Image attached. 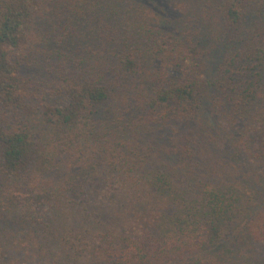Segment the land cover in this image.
<instances>
[{"label": "trees", "instance_id": "16d2710c", "mask_svg": "<svg viewBox=\"0 0 264 264\" xmlns=\"http://www.w3.org/2000/svg\"><path fill=\"white\" fill-rule=\"evenodd\" d=\"M151 2L157 6L159 15L165 18L167 13L162 11V0ZM40 4L41 0H0V175L5 183L7 179L11 181V177L20 178L21 181L29 180L28 185L22 183L24 186H20L16 183L11 188L5 184L1 189V224L8 219L6 226L10 221V224H22V229H29L33 223L39 222L37 212L41 204L48 202V207L54 209L53 220L48 223L47 229L37 224L39 230L46 231L42 233L44 237L36 243L39 248H43V241L46 243L52 235L66 236L73 244L80 241L84 253L91 254L100 242L108 246L115 238H122V233L117 231L118 224H127L132 232L133 227L128 224L132 220L140 224L142 233L146 227L153 229V233L147 232L149 234L143 236L144 241L142 237L141 242L161 243L160 241L172 238L174 241L166 244L167 246L195 253L209 249L220 241L221 224L232 217V212L237 211L241 200V207L248 216L256 217L259 214V207L264 205V180L250 179L243 185L246 193L240 195L241 191L236 187L237 179L233 175L228 178V172L219 169L221 161L216 158L219 156L222 161L232 165L231 160L238 157L251 175L253 168H249L248 164L264 165V31L257 29L259 43L255 49L247 50L245 38L240 39L241 33L244 31V36L245 28L250 24L259 19L263 22L264 0H206L199 4L201 15L205 13L204 20L206 17L211 24H215L217 32H213L215 35L210 32L209 23L204 22L203 30L197 32L198 41L195 45L202 40L206 42L210 35L215 42L211 47L202 48V65L197 62L200 55L197 48L200 46L196 45L195 50V47H192L188 53L182 52L179 58L185 61L193 74L186 79V83L172 81L165 87L154 90L150 95L148 107L150 119L159 115V119L166 120L168 107L175 104L176 110H180L182 116V121L178 124L190 128L194 121H200L202 131L192 133L189 129L188 134H185L187 141L183 153L177 159L172 155L174 146L162 147L171 158L157 160V143L143 144L141 140H137L127 149L128 142L119 143L125 140L124 137L112 141L111 147L105 143L108 150L101 151L104 156H100L98 151H92L88 161L82 165L85 170L107 167L108 176H114L115 180L126 183L121 193L116 187L108 188L105 195L108 201L100 203L92 199L97 197L96 193L94 197L86 196L85 190L79 200L77 196L80 194L75 191L83 187L81 184L73 183L70 187L61 185L50 190L41 181V175H47L48 171L57 165L58 156L61 154V150L55 145L57 137L42 142L26 131L27 122L23 128L18 126L12 129L11 125L2 128L4 120L12 122L36 116L39 112L47 124L73 127L89 106L96 110L107 105L111 97L110 91L98 82L93 84L69 78L63 81L59 91L64 98L62 103L51 106L33 104L36 103V86L31 78L22 74V67L23 64H34L36 60L34 57L30 58V50L39 46L33 43V31ZM103 7L102 4L99 5L101 12L104 11ZM117 10L122 12L120 7ZM128 11L129 8L125 11V17L128 16ZM116 28L119 36L114 33L115 36L108 42L110 47L105 45V48L112 52L122 47L125 52L123 56L118 55L117 67L135 75V64L129 57L132 46L129 44L127 32L123 26ZM67 36H59L58 40L62 46L67 42ZM46 42L49 43V40ZM238 44L240 45L237 49ZM236 49L237 51H234ZM57 53L51 52L49 56H61ZM223 54L227 59L216 68L215 56L221 57ZM201 71L203 73L199 75ZM194 72L198 73L197 77L193 76ZM247 75L251 77H246ZM168 77L170 80L174 75L168 72ZM220 94L223 96L220 97ZM222 109L228 118L226 126L215 122V115L220 114ZM166 125L172 126L171 122ZM136 135L142 137L143 132L136 130ZM80 152L74 154L79 156ZM205 153L211 157L212 168L206 167L209 162L205 159H202L205 163L194 162L197 156H206ZM180 163L186 167L179 169ZM152 164H157L154 167L157 168L156 171L165 164H171L169 169L173 175L155 174L147 178L143 174L148 170V165ZM179 176L186 177L187 180L184 179L182 186L186 189L179 191V195L174 197L169 192L173 181L168 177L174 180ZM67 193H73V198ZM166 193L171 199L163 203L161 199ZM195 193L201 197V201L193 196ZM188 196L192 197L186 203ZM251 201H254V206H251ZM67 209L77 212L76 223L59 222ZM92 225L99 231L94 233ZM201 225L207 233L196 232V228ZM191 227L195 228L192 234ZM121 231L124 232L125 227L122 226ZM178 233H185V240L177 239ZM0 236L5 239L7 234L1 232ZM135 237L136 235L129 236V244L125 245L134 264L146 261V257L139 260L135 256ZM258 239L264 241V233L258 235ZM6 245L8 244L2 246ZM257 263L260 264L259 261ZM194 264L217 262L208 258ZM232 264L249 263L233 260Z\"/></svg>", "mask_w": 264, "mask_h": 264}, {"label": "rangeland", "instance_id": "374dc122", "mask_svg": "<svg viewBox=\"0 0 264 264\" xmlns=\"http://www.w3.org/2000/svg\"><path fill=\"white\" fill-rule=\"evenodd\" d=\"M151 1L41 0L33 31V43L39 44V46L30 50V58L34 57L36 60L34 64H23L22 67V74L31 78L36 86L34 89L36 103L33 104L41 103L51 106L62 103L64 98L62 93L59 94V91L63 81L69 78L85 80L93 84L98 82L111 93L107 105L96 110L89 106L87 112L73 127L47 124L42 119L41 112L33 117L29 116L12 122L4 120L2 123V128L11 125L14 129L18 126L23 128L27 122L28 129L26 131L42 142L57 137L55 145L61 150L57 165L51 168L47 175L40 177L48 189L51 190L61 185L70 187L73 183L81 184V186L83 185L81 190L75 191L76 194H80L77 196L79 200L82 199V191L85 190L86 196L94 197L96 193L97 197L92 199L99 203L104 200L108 201V198L105 197L108 188L116 187V190L121 193L122 190L124 191L126 183L122 180H115L114 176H108L107 167L85 170L82 165L88 161L92 151H98L100 156H104L101 151L107 149L105 143L111 147L112 141H117L118 137H124L125 140H121L119 143L128 142L127 149L137 140H141L143 144L157 143L159 152L157 160L171 158L162 147L174 146L172 155L177 159L183 153V147L187 141L185 134H188L189 129L192 133L202 131L200 121H194L190 128L184 124L179 125L182 116L180 110H176L175 104L168 107L169 113L166 120L159 119V115L150 119L148 101L154 90L165 87L168 82L172 81L186 83V79L193 74L185 61L180 60L179 56H182V52L188 53L187 51L192 47H195L193 49L195 50L198 45L200 46L197 48L200 50V55L197 57V62L200 65L204 63L202 58L204 49L202 48L211 47L215 41L210 35L206 40L207 43L199 40L200 43L195 45L198 41L197 32L203 30L204 22L205 24L209 23L208 30L212 33L217 32L216 25L211 24L206 17L204 20L205 13L201 15L199 4L206 0H162V11L167 13L164 15L165 18L159 15L157 6L151 4ZM101 4L104 6L102 12L99 8ZM117 5L122 12L117 10ZM127 8H129L128 16L125 17ZM120 26L124 27L129 44L132 46L129 57L135 64L134 70L137 72L135 75H130L117 67L118 55L123 56L125 52L122 47L116 48V51L112 52H108L105 48V45L109 46L108 42L112 36H115L114 33L119 36L116 27ZM245 29V34L243 36V31L240 39L245 38L247 50L255 49L259 43L257 29L264 31V20L260 22L259 19ZM62 35H68L67 42L63 43L64 46L58 40ZM48 40L49 43L46 42ZM56 51L61 56H49L51 52ZM211 58L212 55H210V61ZM226 59L224 54L221 57L215 56L216 68ZM168 72L174 75L173 79L169 80ZM202 73L203 71L199 75ZM194 74L193 76H196L198 73L194 72ZM246 77L251 76L247 75ZM222 96L223 94H220V97ZM223 111L222 109L220 114L215 115V122L226 126L228 118L223 114ZM169 122H171V127L166 125ZM136 130L142 131L143 136H137ZM78 151H81L80 155L76 156L74 153H78ZM106 156L108 157V154ZM218 157L217 161H221L219 169L228 172V178L233 175L237 179L236 187H239L240 195L246 193L243 185L250 179L262 178L260 180H264V165L248 164L249 168H253V175H251L248 170H245L240 158L232 159V165H228L227 161H222ZM196 159L194 162H204L202 159H205L209 162L206 167L212 168L210 155H199ZM156 165H148V170L143 175L147 178L155 174L173 175L169 169L172 167L171 164V166L165 164L157 171V168H154ZM184 167L186 165L180 163L179 169ZM11 178V181L7 179L5 183L3 176L0 175V197L1 189L5 187V184L11 188L16 183L20 186H24L22 183L29 184L28 179L21 181L20 178ZM168 178L173 181L170 184L169 192L174 197L179 195V191L182 192L183 189H186L182 187L184 179L187 180L186 177L179 176L174 180L171 177ZM257 185L258 183H256ZM96 190L97 192H95ZM72 194H69L70 198H73ZM193 196L201 201V197L197 193ZM191 197H187L186 203ZM169 198L170 195L166 193L161 202L166 203V201H170L171 198ZM242 204L241 200L237 211L232 212V217L221 224V239L209 249L195 253L184 252L166 245L174 241L172 238L168 241L166 239L160 241L162 244L152 241L141 242L143 236L153 233V229L150 226L146 227L142 233L143 229L140 224L130 220L128 224L131 225V228L133 227L132 232L127 224H118L117 231L122 233V238H115L114 242L108 246L100 242L94 252L89 254L84 253V247L80 241L73 244L71 239H66V236L52 235L46 243L43 241V248L37 246V241L44 237L42 233L46 232L39 230L37 224L47 229L48 223L53 220L54 209L48 207V202H44L37 212L39 222L33 223L29 229H22V224H10V221L6 226L8 219L4 220L3 224L0 223V233L7 234L5 239L0 236V264H134L129 258L131 255L127 254L129 250H126L125 247L126 244H129L128 237L134 235H136L134 239L136 258L140 260L141 257H146V261L136 264H194L196 261L208 258L217 264H232L233 260L246 261L249 264H259L257 263L259 261L260 264H264V241L258 239V235L264 233V205L259 207V214L256 217H251L243 211ZM251 206H254V201H251ZM63 213L64 215L59 219L60 223H76L77 212L67 209ZM16 215L18 216V214ZM81 218L85 217L81 216ZM122 226L125 227L124 232L121 231ZM93 227L94 233L99 231L96 226ZM191 229L190 233L192 234L195 228L191 227ZM197 231L199 233L206 232L202 225L196 228ZM184 234L178 233L177 239L185 240ZM5 243L9 247L8 245L3 247L2 245ZM150 259L152 260L149 261Z\"/></svg>", "mask_w": 264, "mask_h": 264}]
</instances>
